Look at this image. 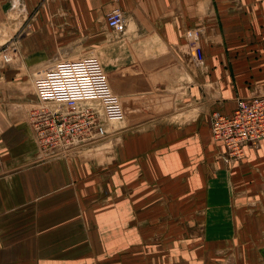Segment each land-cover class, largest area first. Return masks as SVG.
I'll list each match as a JSON object with an SVG mask.
<instances>
[{"label":"crops","instance_id":"1","mask_svg":"<svg viewBox=\"0 0 264 264\" xmlns=\"http://www.w3.org/2000/svg\"><path fill=\"white\" fill-rule=\"evenodd\" d=\"M0 28L16 49L0 72V264H264V140L234 160L211 130L214 112L264 94V0H0ZM197 28L204 73L190 66ZM87 55L134 119L99 160L44 158L28 84Z\"/></svg>","mask_w":264,"mask_h":264},{"label":"built area","instance_id":"2","mask_svg":"<svg viewBox=\"0 0 264 264\" xmlns=\"http://www.w3.org/2000/svg\"><path fill=\"white\" fill-rule=\"evenodd\" d=\"M107 25L115 34H123L127 17L115 8L107 16ZM202 32V28L189 30L186 38L191 67L204 73L207 65L199 41ZM14 51L12 46L0 43L1 61L12 62ZM33 86L40 102L32 108L28 121L41 154L47 157L87 150L90 143L118 133L109 127L127 118L125 106L96 55L61 60L37 73ZM211 130L214 139L226 147L230 159L244 157L245 147L264 140V94L239 98L231 115L214 112Z\"/></svg>","mask_w":264,"mask_h":264},{"label":"rangeland","instance_id":"3","mask_svg":"<svg viewBox=\"0 0 264 264\" xmlns=\"http://www.w3.org/2000/svg\"><path fill=\"white\" fill-rule=\"evenodd\" d=\"M193 30V29H192ZM6 39H7V32L5 31V29L4 28H0V43H6ZM12 46V45H11ZM7 64H5V63H3L2 61H1V59H0V72H2L3 70H5L6 68H7V66H6ZM192 65V64H191ZM190 65V66H191ZM15 67H19V66H15ZM192 68V67H191ZM176 70H178V66H177V69ZM195 71H197V70H195ZM34 76V75H33ZM112 80V79H111ZM113 82V81H112ZM29 85V87L28 88H30V94L28 95H26L25 97H24V99H26V101L27 102H29V103H32V106H27V112H28V116L29 115H31V110H32V108L34 107V103L36 102V103H39L40 101H39V99H38V97L37 96H35L34 95V93L32 92L33 91V88L34 87H32V85H33V83H32V80L30 81V83L28 84ZM116 85H117V87H118V85H119V83L117 84L116 83ZM115 90H116V92H118L117 91V89L115 88ZM133 98H134V100H133ZM131 99H132V102L134 101L135 102V97L132 95L131 96ZM142 99V98H141ZM143 99H145V98H143ZM139 100H140V98H139ZM36 105V104H35ZM125 105V104H124ZM37 106V105H36ZM130 117H132L133 119H134V114L131 112V113H127ZM147 113H145V114H142V116L144 117V116H148V115H146ZM136 120V119H135ZM123 124V122L122 123H114V124H112L110 127H109V129H111L112 130V132L113 131H116V132H118L119 131V129L121 128V126H119V125H122ZM32 131H33V129H32ZM119 133V132H118ZM34 136H35V134H34ZM114 139L111 137V136H109L107 139H105V140H99L98 142H95V143H93V144H91V145H89V146H87L88 147V152H89V157L90 156H98V160L100 159V158H102L103 157V154H105V155H107V151H109L108 149H112V146H116V143H118V141H119V139L121 138V136L120 135H114ZM51 152V151H50ZM86 154H87V152H85ZM49 158H53V157H48V159ZM85 158V157H84ZM228 158H229V156H228ZM230 160V159H229ZM228 160V161H229ZM103 162H104V159L102 160ZM107 162V161H106ZM108 163V162H107ZM106 164V163H105ZM123 194H122V197L124 196L125 197V199L126 200H133V201H135V199H136V201H140L141 199H150V197H151V193L150 192H148V193H146V194H140V193H136V198L134 197V195H135V190L132 188H126V189H123ZM115 195L116 196H120L121 195V193H118V192H116L115 193ZM158 195V198L157 199H159V194H157ZM181 195V194H180ZM176 196H179V195H176ZM170 199V198H169ZM177 199V198H176ZM160 200H164V201H166V200H168L167 198H166V194H164L163 196H161V194H160ZM166 207V205H164V208ZM165 227V226H164ZM158 239H157V242H158V244H157V246H159V247H164L165 248V245H166V241L163 239V237H161V236H159V237H157ZM197 242H200L199 241V239H197V240H195L193 243H194V246H197L198 244H200V243H197ZM202 243H203V241H202ZM81 264H86V262L84 261V262H82Z\"/></svg>","mask_w":264,"mask_h":264},{"label":"bare ground","instance_id":"4","mask_svg":"<svg viewBox=\"0 0 264 264\" xmlns=\"http://www.w3.org/2000/svg\"><path fill=\"white\" fill-rule=\"evenodd\" d=\"M99 140H97V141H94V142H92V143H90L89 145H91V144H93V143H95V142H98ZM89 145H87V146H89ZM78 149H80V148H77V149H72V151L73 150H78ZM69 154H68V152L67 153H63V154H61V155H59V156H57L58 158H61V157H67ZM43 157L44 158H48L47 156H45L44 154H43ZM56 157V156H55ZM264 258V257H263Z\"/></svg>","mask_w":264,"mask_h":264}]
</instances>
